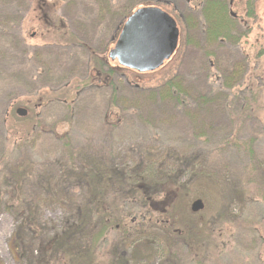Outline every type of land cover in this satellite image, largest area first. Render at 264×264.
<instances>
[{
  "label": "rangeland",
  "instance_id": "374dc122",
  "mask_svg": "<svg viewBox=\"0 0 264 264\" xmlns=\"http://www.w3.org/2000/svg\"><path fill=\"white\" fill-rule=\"evenodd\" d=\"M156 1L178 22L176 53L153 73L120 67L108 54L124 23ZM204 1L0 0V264H264V0H234L237 44L207 40ZM175 77L184 106L155 96ZM98 168L121 176L114 223L76 259L64 232Z\"/></svg>",
  "mask_w": 264,
  "mask_h": 264
},
{
  "label": "trees",
  "instance_id": "16d2710c",
  "mask_svg": "<svg viewBox=\"0 0 264 264\" xmlns=\"http://www.w3.org/2000/svg\"><path fill=\"white\" fill-rule=\"evenodd\" d=\"M234 0H205L204 6L202 9L203 18L206 22V35L207 40L210 43H219L220 41H229L234 40L235 44L239 42V38L236 37V28L238 25V18H234L231 16L232 6ZM249 4V3H248ZM164 3L160 1L154 2L152 6H163ZM248 16L252 17L253 14V6L250 4ZM130 16V15H129ZM70 39V44H77V40L74 39L72 35L68 36ZM77 42V43H76ZM242 78V72L235 70V68L229 71L225 77V88L226 89H233L235 86L239 84V81ZM164 90V91H163ZM160 93V91L155 93V96L158 98L160 97L163 101L168 100L170 103L174 105H186V98L187 95L184 90L181 89V82L176 77L167 81L165 87ZM201 98V97H200ZM197 98L195 101L197 104H201L204 106L208 102L214 104L213 101L206 100L204 97L201 99ZM240 147H248L250 154H253L252 146L248 143L241 145L238 143ZM22 175V174H21ZM121 177V176H120ZM120 177L113 173L104 171L100 168L93 169L91 174L87 173L84 179L87 180H95L97 182V186L89 191V198L88 204L85 210H83L81 217L77 221L76 224L69 226V229L65 230L64 235V244L61 245L63 249V254H77L80 257L81 254H89V249L93 250L92 254H94L95 249L93 247H97L98 244L102 241L104 236L106 235L107 231L109 230L110 226L114 223V220L108 217L107 210L105 209V203L108 196H110L112 191V182L119 180ZM255 178V176H253ZM257 177V176H256ZM109 186H106V182ZM106 184V185H105ZM20 190V189H19ZM20 192V191H19ZM18 189L14 191V194L11 198L14 200L18 199ZM120 192V191H119ZM124 194L122 191L120 192ZM133 199H142V195L140 196L139 193L136 194L135 192L131 191ZM128 195L127 191L125 193ZM1 190H0V199H1ZM10 198V199H11ZM13 199L9 201L11 205H13ZM140 202L139 200H137ZM144 207V206H143ZM1 208V206H0ZM1 213V209H0ZM110 218V219H109ZM169 223V222H167ZM36 227V220L35 214L31 213L27 218H25L16 233L17 239L20 237V233L24 232L25 230L32 229ZM15 238V236H14ZM70 241V244L67 242ZM70 245V246H69ZM19 248V247H18ZM72 249V253L69 251ZM66 250V251H65ZM88 251V252H87ZM18 254V253H17ZM80 260V259H79ZM78 261V260H77ZM70 264V263H69ZM173 264V263H172ZM175 264H179L176 262Z\"/></svg>",
  "mask_w": 264,
  "mask_h": 264
},
{
  "label": "water",
  "instance_id": "95a60500",
  "mask_svg": "<svg viewBox=\"0 0 264 264\" xmlns=\"http://www.w3.org/2000/svg\"><path fill=\"white\" fill-rule=\"evenodd\" d=\"M179 40L180 31L174 18L160 7H142L127 18L108 58L124 69L139 74L153 73L174 56ZM17 114L26 117L28 112L18 109ZM204 208V203L197 200L192 212Z\"/></svg>",
  "mask_w": 264,
  "mask_h": 264
},
{
  "label": "flooded vegetation",
  "instance_id": "af4514ba",
  "mask_svg": "<svg viewBox=\"0 0 264 264\" xmlns=\"http://www.w3.org/2000/svg\"><path fill=\"white\" fill-rule=\"evenodd\" d=\"M167 13H168L172 18H174V20L177 22V20L175 19V17H174L171 13H169V12H167ZM232 13H233V12L231 11V16L234 17V18H237V16H236L235 14H234L235 16H233ZM177 25H178V22H177ZM178 28H179V27H178ZM179 31H180V29H179Z\"/></svg>",
  "mask_w": 264,
  "mask_h": 264
}]
</instances>
